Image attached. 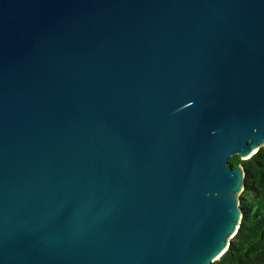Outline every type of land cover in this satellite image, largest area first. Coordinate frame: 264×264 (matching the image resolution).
Wrapping results in <instances>:
<instances>
[{
  "label": "water",
  "instance_id": "1",
  "mask_svg": "<svg viewBox=\"0 0 264 264\" xmlns=\"http://www.w3.org/2000/svg\"><path fill=\"white\" fill-rule=\"evenodd\" d=\"M264 146V0H0V264H212Z\"/></svg>",
  "mask_w": 264,
  "mask_h": 264
},
{
  "label": "trees",
  "instance_id": "2",
  "mask_svg": "<svg viewBox=\"0 0 264 264\" xmlns=\"http://www.w3.org/2000/svg\"><path fill=\"white\" fill-rule=\"evenodd\" d=\"M229 164L246 170L243 217L229 248L212 264H264V146L248 159L231 156Z\"/></svg>",
  "mask_w": 264,
  "mask_h": 264
}]
</instances>
